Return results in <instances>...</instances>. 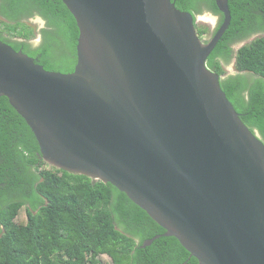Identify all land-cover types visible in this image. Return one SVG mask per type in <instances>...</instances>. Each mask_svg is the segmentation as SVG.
Returning a JSON list of instances; mask_svg holds the SVG:
<instances>
[{
    "label": "water",
    "instance_id": "95a60500",
    "mask_svg": "<svg viewBox=\"0 0 264 264\" xmlns=\"http://www.w3.org/2000/svg\"><path fill=\"white\" fill-rule=\"evenodd\" d=\"M61 1L80 32L74 72L0 41V99L43 159L112 184L199 264H264V142L207 67L228 0L207 43L172 0Z\"/></svg>",
    "mask_w": 264,
    "mask_h": 264
},
{
    "label": "trees",
    "instance_id": "16d2710c",
    "mask_svg": "<svg viewBox=\"0 0 264 264\" xmlns=\"http://www.w3.org/2000/svg\"><path fill=\"white\" fill-rule=\"evenodd\" d=\"M241 1L228 0L231 24L207 67L220 76L244 124L264 142V36L236 55L231 48L264 33V14L249 19ZM249 1L264 11L262 0ZM172 2L195 20L205 12L223 19L216 0ZM35 18L46 23L36 46L32 43L39 34L30 24ZM196 29L203 41L209 30L197 23ZM79 33L61 0H0V41L47 71L74 72ZM234 56L238 74L222 79L224 64ZM0 122V264H199L112 184L48 164L33 131L6 97L0 99Z\"/></svg>",
    "mask_w": 264,
    "mask_h": 264
},
{
    "label": "rangeland",
    "instance_id": "374dc122",
    "mask_svg": "<svg viewBox=\"0 0 264 264\" xmlns=\"http://www.w3.org/2000/svg\"><path fill=\"white\" fill-rule=\"evenodd\" d=\"M31 22H30L31 26L36 28L37 33L39 34L34 39V41L39 44L41 41V36H40L39 31L46 26L45 25L46 23L41 18H35ZM218 22H219V18L210 12H205L202 15H199V18L197 19V25L200 27H207V29L209 30L208 33L204 36L202 42L207 43L208 41H210L212 39V37L214 36V33L217 31V28L219 26ZM223 68H224V70H228L229 73H232V74L238 73L237 71L233 70L234 69L233 67L228 66V64H226V65L224 64ZM20 215H25L24 209L21 211Z\"/></svg>",
    "mask_w": 264,
    "mask_h": 264
},
{
    "label": "flooded vegetation",
    "instance_id": "af4514ba",
    "mask_svg": "<svg viewBox=\"0 0 264 264\" xmlns=\"http://www.w3.org/2000/svg\"><path fill=\"white\" fill-rule=\"evenodd\" d=\"M243 3V6L241 8V11H244V15H248V18H253L255 19V16L256 14L259 12V13H262L264 14V11L260 8V6H258L254 1H249V0H243L241 1ZM219 18V22L218 24L221 23V21L224 19L221 18V16H216ZM199 18V15L197 16V19ZM241 22H244V19H241ZM220 27V26H219ZM218 27V28H219ZM217 28V29H218ZM216 30V29H215ZM215 34V33H214ZM264 36V33L263 32H258V33H255L253 34L252 36H250L249 38H247L246 40H243V41H240L238 43H235L234 45L231 46V48L233 49L234 51V55H236L237 51L243 47L244 45H246L247 43H250L252 42L253 40L259 38V37H263ZM34 46H36L38 43H36L34 41V43H32ZM228 66H231L233 67L234 71H236L235 69V56H234V59L231 60V62L228 64ZM238 73L236 74H232V73H229L228 70H225V74L222 76V79H227L229 76H233V75H237Z\"/></svg>",
    "mask_w": 264,
    "mask_h": 264
}]
</instances>
